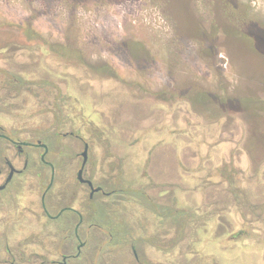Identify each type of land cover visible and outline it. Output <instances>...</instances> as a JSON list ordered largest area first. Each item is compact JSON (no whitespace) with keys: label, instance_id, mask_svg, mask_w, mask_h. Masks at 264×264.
Masks as SVG:
<instances>
[{"label":"rangeland","instance_id":"1","mask_svg":"<svg viewBox=\"0 0 264 264\" xmlns=\"http://www.w3.org/2000/svg\"><path fill=\"white\" fill-rule=\"evenodd\" d=\"M0 125L134 188L145 167L180 264H264V0H0ZM36 199L7 227L27 255Z\"/></svg>","mask_w":264,"mask_h":264},{"label":"flooded vegetation","instance_id":"2","mask_svg":"<svg viewBox=\"0 0 264 264\" xmlns=\"http://www.w3.org/2000/svg\"><path fill=\"white\" fill-rule=\"evenodd\" d=\"M38 143L47 145L48 153ZM83 143L80 153L64 150L52 157L47 142L22 140L0 125V222L5 223L0 264H180L179 209L148 194V170L141 168L139 187H131L130 178L123 179V166H99L90 144ZM30 147L37 151L27 153ZM66 152L63 160L60 155ZM62 162L67 170L57 176ZM31 177L37 184L28 189L25 182ZM25 191L37 197L32 218L38 228L33 244L39 251L28 255L29 245L7 234L13 222L24 223L20 199ZM173 227L176 241L170 244Z\"/></svg>","mask_w":264,"mask_h":264},{"label":"water","instance_id":"3","mask_svg":"<svg viewBox=\"0 0 264 264\" xmlns=\"http://www.w3.org/2000/svg\"><path fill=\"white\" fill-rule=\"evenodd\" d=\"M38 146H40V147H42V148L45 149V154L48 153V147H47V145L42 144V143H38ZM84 156H86V155L84 154Z\"/></svg>","mask_w":264,"mask_h":264}]
</instances>
